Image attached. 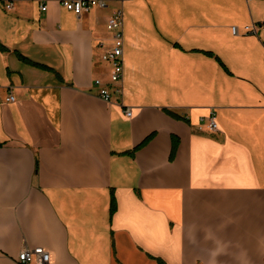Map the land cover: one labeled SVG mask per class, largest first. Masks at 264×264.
<instances>
[{
	"label": "crops",
	"instance_id": "1",
	"mask_svg": "<svg viewBox=\"0 0 264 264\" xmlns=\"http://www.w3.org/2000/svg\"><path fill=\"white\" fill-rule=\"evenodd\" d=\"M7 1L0 264L24 248L49 264H264V0H101L81 16ZM121 7L123 95L106 103L94 82L109 84Z\"/></svg>",
	"mask_w": 264,
	"mask_h": 264
},
{
	"label": "built area",
	"instance_id": "2",
	"mask_svg": "<svg viewBox=\"0 0 264 264\" xmlns=\"http://www.w3.org/2000/svg\"><path fill=\"white\" fill-rule=\"evenodd\" d=\"M121 5L127 0H117ZM4 2L5 9L11 11L13 9V4L7 0H0ZM61 6L76 14L81 16L83 13L90 12L93 9H104L107 4L101 0H64L61 2ZM42 12H46L47 6L45 3L40 5ZM107 31L112 35V45L106 49L102 55L104 62L111 65L110 74V85H105L100 80H95L94 85L98 87V97L105 101L106 103H112L113 94L122 97L123 95V79L125 74V62H124V12L123 8L115 10L110 16L107 25ZM234 34H238V29H232ZM254 27H247L246 33H252ZM8 101H14L13 96H9ZM125 116L128 119L132 118L131 108H126L124 111ZM208 129L213 132L217 129V124L215 121V114L211 113L209 117ZM18 264H49L50 254L43 248H36L30 250L24 248L17 259Z\"/></svg>",
	"mask_w": 264,
	"mask_h": 264
},
{
	"label": "bare ground",
	"instance_id": "3",
	"mask_svg": "<svg viewBox=\"0 0 264 264\" xmlns=\"http://www.w3.org/2000/svg\"><path fill=\"white\" fill-rule=\"evenodd\" d=\"M127 1H129V0H127ZM127 1H125V2H127ZM119 4H120V2L119 1H117ZM103 60V59H102ZM104 61V60H103ZM124 80V79H123ZM106 85H110V81H109V84H106ZM98 88V87H97ZM113 96H114V94H113ZM112 99H113V97H112ZM113 101V100H112ZM208 120H209V118H208ZM215 121H216V118H215ZM208 124H209V121H208ZM217 124V123H216ZM218 129V128H217ZM216 129V130H217ZM214 132V131H213Z\"/></svg>",
	"mask_w": 264,
	"mask_h": 264
},
{
	"label": "trees",
	"instance_id": "4",
	"mask_svg": "<svg viewBox=\"0 0 264 264\" xmlns=\"http://www.w3.org/2000/svg\"><path fill=\"white\" fill-rule=\"evenodd\" d=\"M114 211V209H113V207H112V210H111V212H113Z\"/></svg>",
	"mask_w": 264,
	"mask_h": 264
}]
</instances>
